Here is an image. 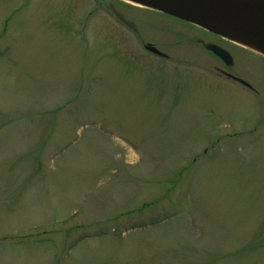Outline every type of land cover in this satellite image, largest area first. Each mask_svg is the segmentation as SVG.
Listing matches in <instances>:
<instances>
[{
    "label": "rangeland",
    "instance_id": "1",
    "mask_svg": "<svg viewBox=\"0 0 264 264\" xmlns=\"http://www.w3.org/2000/svg\"><path fill=\"white\" fill-rule=\"evenodd\" d=\"M0 264H264V57L124 0H0Z\"/></svg>",
    "mask_w": 264,
    "mask_h": 264
},
{
    "label": "water",
    "instance_id": "2",
    "mask_svg": "<svg viewBox=\"0 0 264 264\" xmlns=\"http://www.w3.org/2000/svg\"><path fill=\"white\" fill-rule=\"evenodd\" d=\"M142 8L159 12L188 24L216 33L207 26L211 19L233 24L264 42V0H124ZM227 38V37H225ZM228 39V38H227ZM149 53L162 56L153 46L145 47ZM206 50L222 61L226 67L233 65V59L224 49L208 45ZM227 77L246 88L250 86L230 75Z\"/></svg>",
    "mask_w": 264,
    "mask_h": 264
},
{
    "label": "bare ground",
    "instance_id": "3",
    "mask_svg": "<svg viewBox=\"0 0 264 264\" xmlns=\"http://www.w3.org/2000/svg\"><path fill=\"white\" fill-rule=\"evenodd\" d=\"M207 26L216 33H220L227 37L232 42L243 46L258 55L264 57V42L263 40H259L255 36L249 34L248 32L244 31L243 29L221 21L211 19L207 21Z\"/></svg>",
    "mask_w": 264,
    "mask_h": 264
},
{
    "label": "flooded vegetation",
    "instance_id": "4",
    "mask_svg": "<svg viewBox=\"0 0 264 264\" xmlns=\"http://www.w3.org/2000/svg\"><path fill=\"white\" fill-rule=\"evenodd\" d=\"M209 44V43H208ZM206 46V45H205ZM163 54V53H162ZM163 59H166V55L163 54ZM218 72L220 73V75H222L223 77H226V74L222 73L221 70L218 69Z\"/></svg>",
    "mask_w": 264,
    "mask_h": 264
}]
</instances>
